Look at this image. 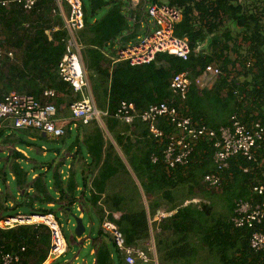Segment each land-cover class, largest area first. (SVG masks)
Here are the masks:
<instances>
[{"label":"trees","instance_id":"1","mask_svg":"<svg viewBox=\"0 0 264 264\" xmlns=\"http://www.w3.org/2000/svg\"><path fill=\"white\" fill-rule=\"evenodd\" d=\"M80 1L83 28L77 41L93 100L107 111L103 123L112 141L96 123L89 126L92 134L87 133L88 126L77 124L73 140L65 148L68 164L65 154L56 148L52 159L32 171L16 161L25 157L12 150L6 162L0 158V210L13 202L14 210L53 215L52 205L71 214L78 205L83 218L90 221L92 215L99 224L90 235L93 264H127L111 234L101 227L105 218L117 227L125 246L148 254L147 264H155L149 250L152 239L157 264H264V252L250 248L253 229L236 228L232 223L239 201L263 200L252 187L264 183V139L256 146L253 160L232 157L222 171L215 168L209 141L198 142L186 164L170 169L163 160L166 138L159 141L152 137L139 118L125 124L113 117L122 102L133 103L135 111L141 113L167 101L172 77L184 72L191 84L185 99L175 101L192 120L212 129L227 125L232 115L243 123L264 122V8H251L239 0H167V4L162 0H139L137 4L132 0ZM53 2L39 0L28 12L16 4L0 7V47L15 52L14 60L0 54V99L16 91L43 102V92L52 89L56 96L49 101L59 106L64 97L66 110L80 99L58 74V63L66 53L67 32L62 17L52 12ZM153 4L180 10L174 36L187 41V60L156 53L149 63L114 62L118 57L115 46H125L142 36L146 8ZM229 26L236 29V37ZM240 44L247 47L244 56L238 52ZM230 52L238 59L231 60ZM237 60L245 70L242 82L229 74V66ZM208 65H217L221 74L207 92H202L194 79ZM159 128L166 135L173 131L166 120H161ZM17 131L46 138L35 130L34 136L30 129ZM72 134L67 128L55 144L62 145ZM2 138L0 131L2 145L31 146L14 134ZM207 174H218L220 183L209 186L204 181ZM9 180L15 195L7 190ZM193 199L201 203L183 205ZM160 208L173 213L155 220ZM49 247L45 225L0 228V251L17 254L15 264H44Z\"/></svg>","mask_w":264,"mask_h":264},{"label":"built area","instance_id":"2","mask_svg":"<svg viewBox=\"0 0 264 264\" xmlns=\"http://www.w3.org/2000/svg\"><path fill=\"white\" fill-rule=\"evenodd\" d=\"M52 12H58L62 17L64 29L67 32L64 40L66 53L58 63V74L63 81L70 84L74 94H79L80 99L69 105L72 120L75 125L84 126L96 123L100 129L104 128L103 118L107 117V111L99 109L92 96L87 72L83 63L81 48L77 41V33L83 28L82 4L80 0H53ZM139 0H132L137 4ZM39 0H0V7L7 8L10 5H18L24 11H30ZM67 5V12L63 4ZM146 24L151 28L147 35L137 38V41L115 46L118 57L114 62L128 60L132 64H143L152 61L156 53H168L181 60H187L189 46L185 39L174 36V29L181 20V12L177 8L166 4H153L147 6ZM154 29L153 32L151 30ZM0 54L14 60L15 52L0 48ZM221 74L217 65H208L194 79L195 86L202 92H207ZM191 82L186 73L175 74L170 82V97L167 101L149 106L141 113L135 111L131 102H122L113 115L114 118L125 124H131L135 118H139L148 127L152 137L159 141L166 138L163 148V160L166 166L174 169L176 165L186 164L194 147L200 141H209L213 148L212 161L217 171L228 167V161L238 155L247 160L254 159V151L259 142L264 139V122L253 121L243 123L236 115H232L227 125L212 129L200 122L192 120L190 114L176 107V99L183 101L187 95ZM56 96L52 89L43 92V102L36 100L32 95L11 91L0 99V131L3 127L10 126L13 129H30L50 138L59 139L64 136L66 124L56 119L57 108L53 101ZM161 120H166L173 131L164 133L159 128ZM153 161L155 159L153 158ZM218 174H207L204 181L209 186H217L220 183ZM252 192L263 197V200L255 203L239 201L234 209L232 223L236 228H250L253 233L250 237V248L264 252V183H257L252 187ZM191 203L200 204L201 200L193 199L184 202V206ZM172 211H164L160 208L154 218L159 219L171 215ZM118 218V214H114ZM45 225L49 229L50 247L47 260L49 264L65 253L64 238L58 222L51 215L38 213L22 214L0 217V228H13L17 225ZM105 232H109L116 247L122 252L127 264H142L150 262L146 252L135 247H127L124 244L122 234L117 227L106 218L101 224ZM22 251L24 248L21 249ZM149 250L153 254V245ZM154 258V257H153ZM19 257L15 253L0 251L1 264H15Z\"/></svg>","mask_w":264,"mask_h":264},{"label":"rangeland","instance_id":"3","mask_svg":"<svg viewBox=\"0 0 264 264\" xmlns=\"http://www.w3.org/2000/svg\"><path fill=\"white\" fill-rule=\"evenodd\" d=\"M239 1L242 4L249 5L251 8L254 6H259L260 9L264 8V6H263L264 3L261 2V0H239ZM162 3L167 4V0H162ZM64 9H65V12H67V8L64 7ZM150 29L151 28L146 23H143L142 27H141V33L140 34L141 35H147V33L150 32ZM228 30L231 31L233 37L234 36L236 37L237 33H236V29H234V27L229 26ZM153 31H154V29L151 30V32H153ZM246 48L247 47L244 44H242L241 49L238 52L242 56H244L246 53ZM230 57H231V60L238 59V58H236L237 55L234 54L233 52H230ZM241 65H242L241 61L239 62L237 60L234 62V64H231L229 66L230 67L229 68L230 76L236 77L240 82H242L245 78V76H244L245 70H243ZM97 107L99 109H102V104H99V106H97ZM17 133H20V132L17 131ZM30 133H32V136H34L33 134H35L33 132V130H30ZM72 140H73V137L70 140H66L62 145H58V144H55V139H50L48 137L43 138V139H39V138H36L34 136V141H30L31 144H29L31 146H28V148L21 146V145L19 146V148L22 149V151H24V153H26V155H28L29 159L32 161V163H29L30 165L28 164L29 166H26V165H24V166L27 167L28 169H30V171H32V169L34 167H36L38 170H40L39 168H40L41 164H44L46 161H49L50 159H52V156H53L52 153L56 148L64 150L63 154H65V156L69 155V153L65 151V148L67 147V145ZM9 148H11V147H9ZM44 152H45V154L43 155ZM83 154L85 155V152H83ZM38 170H36V171H38ZM7 190L9 192L11 191L12 195H15V193H16L15 190L13 189V185L10 182V180H9V183L7 184ZM77 207L75 206L74 208H72L71 214H73L75 216H80V217L82 216V222H83V225L85 227V232L81 238H77L74 234L75 221L71 217V214H64L60 207L52 206L53 215H51V216L58 222V224L60 226V229H61V232H62V235L64 238L65 253L61 257L56 258L53 261H51L50 262L51 264H52V262L53 263H60V264H63V263H66V264H85L84 261L89 260V258L91 257L89 254V252L91 250V246H90L91 241H89L90 243H88L87 240H90V235L93 236L96 233L97 229L99 228V224H98L97 219L95 217H93L92 215L90 216L91 217L90 221L87 218H83V215L80 211V208H78V210H77ZM217 209H219L218 206H217ZM19 211H21L23 214L29 213L24 208H22V210L19 209ZM0 213L2 216L7 217V216L16 215L17 212L14 209L7 208L5 206L4 210ZM88 227L91 228V234H89ZM204 264H207V263H204Z\"/></svg>","mask_w":264,"mask_h":264},{"label":"crops","instance_id":"4","mask_svg":"<svg viewBox=\"0 0 264 264\" xmlns=\"http://www.w3.org/2000/svg\"><path fill=\"white\" fill-rule=\"evenodd\" d=\"M144 23H146V22H144ZM58 97V96H57ZM61 98H62V104H60L59 106H57L56 105V108H57V113H59L60 114V117H58L57 115H56V119L57 120H59V121H62L64 124H66V129L67 128H69V130H71L72 131V137H73V135L75 134V127H76V125L74 124V122H73V120H72V117H71V113H70V110H69V107H68V109L66 110L65 108H64V106H65V104H66V99L64 98V97H62L61 96ZM43 100H45L44 98H43ZM59 109H60V111H59ZM17 130H20V129H13V128H11L10 126H6V127H3L2 128V139H4V138H7L9 135H15L16 137H20V138H22L23 140H26V141H28V142H30V141H34V137H30V136H28V135H26V136H24L23 134H21V133H17ZM87 133L88 134H92V133H94V131H93V129L92 128H90V127H87ZM101 131H103L104 133H105V137L106 138H108L110 141H112V138H111V136L110 135H108V133H107V131H106V129H105V126H104V128L103 129H101ZM8 149H6V148ZM9 147H11V148H9ZM26 148H28V147H26ZM43 148V147H42ZM44 149V148H43ZM116 149H117V147H116ZM12 150H15V151H17V152H19V153H21L24 157H25V159L24 160H16L18 163H21V164H24V165H26V166H29L30 164L29 163H32V161L29 159V157H28V155H26V153H24V151H22V149H20L19 148V145H17V144H7V146L6 145H2V144H0V158H1V160H3V162H6L7 160H8V158H10V157H12ZM60 151H61V153H63L64 152V150H61L60 149ZM82 151L83 152H85V149H82ZM45 154V152L43 153V155ZM53 155H55L54 154V151H53V153H52ZM83 156H84V158H85V160H87V156H86V154L84 155L83 154ZM65 158H66V163L68 164V162H69V157H66L65 156ZM31 161V162H30ZM29 164V165H28ZM35 176V175H34ZM7 207V208H13L14 206H15V204L13 203V202H9V203H6L5 205H4V207ZM78 205H76V207H77ZM49 207H52V205H49ZM78 208H79V206L77 207V210H78ZM19 209H21L22 210V208H19ZM19 209H17V210H15L17 213L16 214H18V213H22L21 211H19ZM0 212H2L1 210H0ZM23 214V213H22ZM83 215V214H82ZM0 217H4V216H2L1 215V213H0ZM81 218H82V216H81ZM88 241V243H90L89 241L90 240H87ZM90 246H91V243H90ZM93 253H94V250H93V248L91 247V250H90V252H89V254H90V258H89V260H85L84 262H85V264H93L94 263V259H93Z\"/></svg>","mask_w":264,"mask_h":264},{"label":"water","instance_id":"5","mask_svg":"<svg viewBox=\"0 0 264 264\" xmlns=\"http://www.w3.org/2000/svg\"><path fill=\"white\" fill-rule=\"evenodd\" d=\"M44 136V135H43ZM71 217L73 218V220L75 221V228H74V234L77 238H81L82 235L85 232V227L83 225L82 222V218L80 216H75L73 214H71ZM152 245H153V257H154V263L157 264V258H156V254H155V250H154V244H153V239L151 240Z\"/></svg>","mask_w":264,"mask_h":264}]
</instances>
